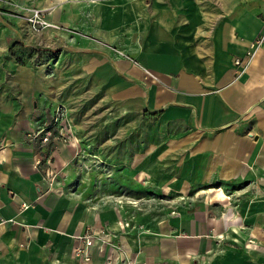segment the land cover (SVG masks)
<instances>
[{
    "label": "crops",
    "instance_id": "crops-1",
    "mask_svg": "<svg viewBox=\"0 0 264 264\" xmlns=\"http://www.w3.org/2000/svg\"><path fill=\"white\" fill-rule=\"evenodd\" d=\"M175 1L154 19L149 11L135 62L64 48L80 53L86 73L107 64L117 77L115 102H68L75 118L112 108L94 117L116 121L115 130L74 126V144L27 135L59 102L33 99L43 72L12 67L5 49L13 28L0 22V264H264V42L242 71L234 62L264 34V0ZM96 180L112 190L94 200L71 189ZM154 188L178 207L138 235L124 232L114 196L133 202ZM92 229L111 241L100 250L96 239L79 262L77 236ZM248 241L258 243L251 254L229 245Z\"/></svg>",
    "mask_w": 264,
    "mask_h": 264
},
{
    "label": "rangeland",
    "instance_id": "rangeland-1",
    "mask_svg": "<svg viewBox=\"0 0 264 264\" xmlns=\"http://www.w3.org/2000/svg\"><path fill=\"white\" fill-rule=\"evenodd\" d=\"M171 1L175 0H0V22H5L13 28L6 30L10 35L8 37L12 36V42L11 46L5 49V57L11 59L13 68L21 67L34 72L40 69L43 72L44 89L37 95L32 93L33 99L37 102L42 100L63 104L65 108L61 111L63 115L66 113L73 127L84 131L89 129L88 126L91 124L95 130L101 128L115 130L116 121H111L110 118L102 123L94 117V113L97 116H112L114 115V110L111 112L112 108L101 112L87 111L88 116L82 113L75 118L71 113L72 105L68 103L115 102V93L111 89L115 82V77H112L114 73L111 69L107 70V64L98 65L102 70L101 74L96 71L92 74L86 73L81 68L80 53L70 52L64 48L72 47L78 50L95 47L115 57L135 62L132 47L139 41L142 43L144 39L141 32H144L147 26L149 11L152 10L150 16L154 19L156 16L154 11L158 6ZM197 1L201 0L175 2L186 5L196 4ZM132 4H136L137 7L132 8ZM101 8L105 9L104 14L100 12ZM133 31L136 34H133ZM89 183L90 181L83 186L73 183L71 189L78 190L88 198L93 196L94 200L97 199L95 196L98 193L112 190L111 187H100L98 180L94 182V186H90ZM154 190H149L150 196H140L133 202L128 199L129 201L122 203V197L114 194L119 208L124 212L121 218L124 232L129 231L134 233L133 235H138L141 230L153 226L163 214L170 212L169 208L178 207V202L160 201V197L170 199L168 196L170 192L163 193L162 190V193H158L156 188ZM124 199L127 200L125 197ZM127 216H131L132 219L128 220ZM229 245L233 248L240 247L242 253L247 254L249 252L251 254L250 250L253 248H258V243L255 246L253 241L242 245L230 242ZM204 264L207 262L204 261ZM253 264L261 262L253 261Z\"/></svg>",
    "mask_w": 264,
    "mask_h": 264
},
{
    "label": "built area",
    "instance_id": "built-area-1",
    "mask_svg": "<svg viewBox=\"0 0 264 264\" xmlns=\"http://www.w3.org/2000/svg\"><path fill=\"white\" fill-rule=\"evenodd\" d=\"M264 42V34L259 35L253 41L250 42L248 49L246 51L245 57H237L234 59V62L237 65H241L242 68L239 71H242L248 64L249 59L251 58L254 51ZM64 107L63 104H57L54 107L50 115V121L42 124L36 129H31L28 132V136L31 139L39 138L42 144L48 142L50 138H56L62 142H68L74 144V128L71 124L70 119L66 115H63L61 111ZM42 162V156L35 154L34 163L35 166H39ZM53 170L51 168L46 169L45 175L50 177L53 176ZM29 206V203L22 202V208ZM78 241L74 246V255L77 257L79 262L88 261L91 257L90 248L94 244L95 240H99V248L102 250L106 244L111 241L110 235L107 231L103 229H92L85 232L82 235L77 236ZM113 258H106V264H111ZM128 264V263H127Z\"/></svg>",
    "mask_w": 264,
    "mask_h": 264
}]
</instances>
